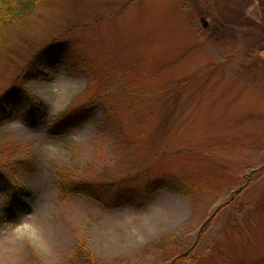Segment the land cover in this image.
Returning <instances> with one entry per match:
<instances>
[{"label":"rangeland","instance_id":"1","mask_svg":"<svg viewBox=\"0 0 264 264\" xmlns=\"http://www.w3.org/2000/svg\"><path fill=\"white\" fill-rule=\"evenodd\" d=\"M3 38L0 97L43 50L78 69L27 85L41 126H0V173L34 192L13 222L0 193V264H81L83 245L97 264H264V0H44ZM78 105L93 119L48 132ZM63 173L182 194L108 209L62 196Z\"/></svg>","mask_w":264,"mask_h":264},{"label":"trees","instance_id":"2","mask_svg":"<svg viewBox=\"0 0 264 264\" xmlns=\"http://www.w3.org/2000/svg\"><path fill=\"white\" fill-rule=\"evenodd\" d=\"M44 0H0V44L3 43V33L8 26L21 24L29 19L30 15L42 6ZM30 66L22 75L24 82L21 89H16L0 97V126L12 123L18 113L25 114L27 124L31 128L42 125L44 116L41 113V106L36 102L32 93L27 90V85H32L43 81L49 73L56 71L58 66H69V74L78 69V64L72 61L63 60V50L58 48L46 49L36 55ZM97 101V102H95ZM93 105L100 104L98 97L92 99ZM93 119V110L79 105L67 110L60 118L47 125V130L53 136H61L71 129L88 123ZM23 166L24 162L19 161ZM59 188L61 195L65 198L69 196L83 195L89 199H95L108 209L120 208L124 206L135 207L139 204L141 197L154 194L157 189H169L172 193L182 194V189L176 184L174 177H166L155 180L146 185L145 196L136 195V188L141 186L146 180H138V185H123L124 181H98L91 178H74L63 173L60 176ZM141 179V178H140ZM155 184L153 187L152 185ZM0 193L6 195L4 215L8 222L16 221L28 209L29 201L34 197V192L27 186L14 184L7 175L0 173ZM3 224L0 218V225ZM76 258L81 264H97L95 258L86 246L76 249ZM190 254L181 255L173 260L171 264H197L199 258L190 257Z\"/></svg>","mask_w":264,"mask_h":264},{"label":"water","instance_id":"3","mask_svg":"<svg viewBox=\"0 0 264 264\" xmlns=\"http://www.w3.org/2000/svg\"><path fill=\"white\" fill-rule=\"evenodd\" d=\"M204 27H205V28L207 27V24H206V23H204Z\"/></svg>","mask_w":264,"mask_h":264}]
</instances>
